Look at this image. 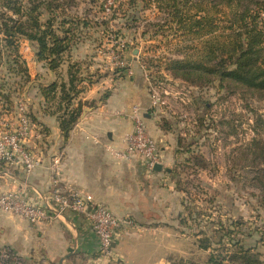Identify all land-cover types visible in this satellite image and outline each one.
I'll use <instances>...</instances> for the list:
<instances>
[{
  "label": "crops",
  "instance_id": "crops-1",
  "mask_svg": "<svg viewBox=\"0 0 264 264\" xmlns=\"http://www.w3.org/2000/svg\"><path fill=\"white\" fill-rule=\"evenodd\" d=\"M21 44L30 53L27 56L21 50L30 66L28 86H35V98H26L29 113L44 135L28 140V147L40 160L31 173L18 164L0 166V193L22 186L28 198L42 204V196H48L58 181L91 193L116 216L131 218L134 226L120 232L115 244L118 260L111 262L99 257L98 238L80 214L70 212L31 225L19 216L0 212V245L11 246L27 264L41 259L51 264H171L181 227L177 217L184 210L183 192L177 189L173 175L178 147L161 124L145 73L133 64L131 76L104 73L92 83L83 81L85 90L73 101V106L81 102L83 111L65 139L58 115L50 112L39 90L40 83L48 84L57 76L56 80H61L58 70L37 60L29 40L23 39ZM86 65L95 71L94 65ZM52 74L51 80L41 77ZM136 107L159 143L162 171L148 170L138 158L123 159L114 153L126 146ZM0 118L8 125L16 122L15 112H2L1 102ZM180 237L187 241V251L179 250V256L200 264L208 260V251L200 248L197 240L188 234ZM258 250L262 251L261 246Z\"/></svg>",
  "mask_w": 264,
  "mask_h": 264
},
{
  "label": "rangeland",
  "instance_id": "rangeland-1",
  "mask_svg": "<svg viewBox=\"0 0 264 264\" xmlns=\"http://www.w3.org/2000/svg\"><path fill=\"white\" fill-rule=\"evenodd\" d=\"M15 1L27 4L29 0ZM139 1V19L134 22L128 21L133 13L129 0H56L53 4H61L56 12L58 20L85 18L86 24L71 25L75 34L72 47L75 62L94 65L97 74L112 77L133 75L127 74L116 61L122 60L131 68L135 64L148 78L151 93L155 91L160 98L161 124L178 147L173 166L175 185L183 192L184 210L177 217L181 227L175 256L200 264L179 256L182 254L179 250L187 251V241L180 235L188 234L198 240L205 237L204 231L213 246L218 247L219 222L229 225L230 220L241 219L248 224L245 230H254L251 242L264 233V165L259 163L261 158L255 157L252 144L254 140H264V99L231 81H226L223 87L217 79L199 85L168 70V60L187 55L191 41L187 35L176 34L177 26L167 13L158 9L156 0ZM47 17L46 13L43 18ZM19 44L20 52L23 50L29 56L28 48ZM11 50L0 54V80L4 75L15 102L28 104L26 98H35V86L33 83L28 86L31 75L26 79L21 73L8 72L11 63L3 62ZM63 65L58 74L65 79L69 62ZM27 66L30 67L28 60ZM41 77L51 80L54 75ZM262 246L263 243H257V250L264 257ZM207 251L209 258L211 250Z\"/></svg>",
  "mask_w": 264,
  "mask_h": 264
},
{
  "label": "trees",
  "instance_id": "trees-1",
  "mask_svg": "<svg viewBox=\"0 0 264 264\" xmlns=\"http://www.w3.org/2000/svg\"><path fill=\"white\" fill-rule=\"evenodd\" d=\"M55 1L29 0L25 4L23 1L0 0V8L4 9L0 21V41L3 42L0 54L4 55L6 49L11 48L3 64L11 63L8 72L21 73L26 79L30 74L27 60L20 52L19 43L23 39L32 43L37 60L49 69L59 70L69 62L66 80L61 78L39 86L50 112L58 115L60 128L67 139L83 111L81 102L73 106V101L85 90L82 82L92 83L103 75L89 71L84 62L72 59L75 34L71 25L86 24L85 18L58 20L56 12L61 9V4H53ZM156 1L158 9L167 13L177 26L176 34L187 35L191 41L187 55L168 60V70L199 85L217 79L223 87L226 81H231L264 99V0ZM128 3L133 10L128 21H137L140 1L129 0ZM46 13L48 17L43 18ZM0 102L2 112L14 111L16 114L18 102H15L11 88L7 90L4 75L0 80ZM29 115L32 118L31 113ZM252 144L255 157L261 158L259 163L264 165V140H254ZM230 221L229 225L219 222L216 229L218 247L213 246L211 237L204 231L205 237L197 240L200 248L211 250L206 264H264L263 254L257 250V243L264 244V233L251 242L255 235L251 228L245 230L247 222L242 219ZM170 259L171 264H196L176 256Z\"/></svg>",
  "mask_w": 264,
  "mask_h": 264
},
{
  "label": "built area",
  "instance_id": "built-area-1",
  "mask_svg": "<svg viewBox=\"0 0 264 264\" xmlns=\"http://www.w3.org/2000/svg\"><path fill=\"white\" fill-rule=\"evenodd\" d=\"M125 47L124 44H122ZM117 65L125 68L131 75V67L124 62L116 61ZM153 105L160 103V98L153 91ZM44 135L30 117L28 104L19 101L16 111V122L8 125L0 118V166L4 164H18L23 166L26 173H31L40 160L28 147L30 138H41ZM126 146L122 151L114 153L123 159L138 158L148 170H154L157 163H162L160 146L145 124L143 114L138 107L134 109V128L125 136ZM58 163V162H56ZM44 203H38L27 196L24 187L6 190L0 193V212L14 214L26 220L31 225L51 221L67 213L80 214L90 225L99 242V257L117 261L115 244L124 228L134 226L128 217L116 216L104 203L97 202L94 196L73 185L55 181L48 196H42ZM0 264H27L23 256L11 246L0 245ZM32 264H51L41 259Z\"/></svg>",
  "mask_w": 264,
  "mask_h": 264
},
{
  "label": "water",
  "instance_id": "water-1",
  "mask_svg": "<svg viewBox=\"0 0 264 264\" xmlns=\"http://www.w3.org/2000/svg\"><path fill=\"white\" fill-rule=\"evenodd\" d=\"M154 170H156V171H162V170H163V164H161V163H157V164L154 166Z\"/></svg>",
  "mask_w": 264,
  "mask_h": 264
}]
</instances>
